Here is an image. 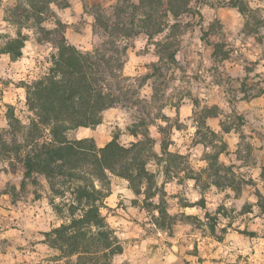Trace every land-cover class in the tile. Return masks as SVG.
Wrapping results in <instances>:
<instances>
[{
  "label": "rangeland",
  "instance_id": "obj_1",
  "mask_svg": "<svg viewBox=\"0 0 264 264\" xmlns=\"http://www.w3.org/2000/svg\"><path fill=\"white\" fill-rule=\"evenodd\" d=\"M29 3L0 0V132L10 128L13 117L19 125L11 130L15 136L6 138L26 140L31 121L38 120L28 103V84L49 72L62 35L73 45L70 39L80 34L89 47L73 46L83 52L110 49L108 55H116L112 48L119 50V60L106 78L120 94V102L111 108H123L127 115L122 120L118 114L109 116L111 138L105 145L114 139L127 147L149 142L143 157L147 171L131 180L120 168L115 173L107 170L102 179L91 174L79 181L56 177L53 187L43 174L25 175L24 150L0 158V264H12L13 257L22 264H264V118L247 117L252 126H241L244 122L236 119L235 111L240 99L260 95L264 75L258 74L260 83L249 81L245 73L242 79L234 63L245 56L242 63L251 68L246 64L255 52L250 37L257 42L264 38V0H189L190 12L166 18L170 24L178 22L169 48L177 50L174 62L161 61L167 51L158 46L169 29L148 40L146 32L132 38L111 35L116 6H126L125 0H55L38 22L18 15ZM234 4L246 24L243 37L217 16L218 8ZM207 5L215 14L207 15ZM132 13L129 9L123 22L141 26L142 12L134 24ZM100 14L107 20L106 30L97 21ZM227 18L233 21L230 13L223 16ZM22 38V56L15 57L7 51L9 43ZM188 103L196 111L193 120L184 123L177 111ZM215 108L223 113L224 127L242 130L244 143L233 163L217 159L225 150V135L214 136L204 121ZM39 126L42 140H50L51 126ZM76 129L67 132L69 139H78ZM178 132L186 133L185 143L174 141ZM84 170L90 173L91 167ZM85 183H94L102 192L98 201L80 200L71 188ZM92 203L99 207L102 221L95 224L93 219L80 229L85 236L94 234L99 247L91 244L84 254L69 255L54 245L50 233L82 218ZM99 231L108 237L102 238Z\"/></svg>",
  "mask_w": 264,
  "mask_h": 264
},
{
  "label": "trees",
  "instance_id": "obj_2",
  "mask_svg": "<svg viewBox=\"0 0 264 264\" xmlns=\"http://www.w3.org/2000/svg\"><path fill=\"white\" fill-rule=\"evenodd\" d=\"M125 1H127L126 6H116L115 15L118 18L114 29L111 30V35L132 38L141 32H146L149 38L153 39L156 34L169 29L171 32L166 40L160 41L158 46L161 52L167 51L166 58L162 57L161 61L165 59L174 62L177 50H169V48L172 45L170 39L175 36L178 22L170 24L166 18L170 15L177 18L181 14L190 12L189 0H140L138 4L131 0ZM29 2V8H21V12L17 11L18 15L38 22V19L49 10V5L55 0H29ZM234 7L237 5L234 4ZM129 9L133 11L130 15L132 24L137 19L138 12H142L144 18L141 19V26L134 24L127 27V24L123 22L124 15ZM100 15L97 16V21L106 30L108 29L107 20L102 14ZM23 40V38L12 40L7 51L15 53V57L22 56ZM115 46L114 42L110 47ZM216 46L215 53L218 52V45ZM108 51L110 49L83 52L69 44L66 37L62 35L58 43V54L54 55L53 66L49 72L43 78L28 84V103L38 120L31 121L26 140L18 143L16 138L14 141L6 138L9 134L15 136L13 133L15 131L11 130H16L19 125V122L12 117L10 128L0 132V158H7L11 154L24 150L25 175L28 177L33 173L43 174L53 187L56 177H67L68 181H79L84 180L87 174H91L102 179L106 177L107 170L115 173L117 168L124 170L122 175L130 180L135 177L134 174L139 177L145 176L147 170L143 157L147 150L146 144L149 142L137 141L127 147L114 139L104 147H98L93 138L71 140L67 137V132L72 129L100 124L103 111L120 102V94L108 85L106 78L107 70L113 68L114 62L117 63L119 60V53H117L119 50L112 48L116 55H108ZM122 64L123 62L115 66L120 69ZM154 65L156 68V64ZM119 78H122V75H119ZM39 123L51 126L52 138L50 140H42L43 135H39ZM229 128V126L224 127L225 130ZM212 134L217 135L215 132ZM135 135L137 136L136 133ZM149 141L151 142L152 139L149 138ZM88 167H91L90 173L84 170ZM71 188L80 200L86 199L88 203L98 201L102 197V192L95 189L94 183L92 185L77 184ZM88 205L90 207L82 218L74 219L71 224L55 228L50 233L54 235V245L66 249L69 255L74 251L84 254V249L90 247L91 244L95 248L99 247L96 244L99 239L94 234L89 237L85 236L80 229V224L86 225L93 219L96 220L95 224L102 221L99 207L94 203ZM98 234L102 238L108 237L104 231H99ZM99 258L100 256L97 260Z\"/></svg>",
  "mask_w": 264,
  "mask_h": 264
},
{
  "label": "crops",
  "instance_id": "obj_3",
  "mask_svg": "<svg viewBox=\"0 0 264 264\" xmlns=\"http://www.w3.org/2000/svg\"><path fill=\"white\" fill-rule=\"evenodd\" d=\"M207 7H208L207 8V11H208L207 15H212L213 13L215 14V12H214V11H216L215 8H212V7L210 8L208 5H207ZM222 10L225 12L223 13ZM228 13L233 15V21L232 20L229 21V19L227 18V20L229 21V22H227V20L223 19V16L225 14H228ZM242 15L243 14H241V12L239 13V11L237 10L236 7L218 8L217 9V16H218V19H220L221 23L222 24L224 23V25L228 29H231L232 31L237 32V34L239 33L238 35L239 36L241 35L243 37V36H245L243 29H244V26L246 28V24H244V22H243ZM143 35H145V34L143 33ZM256 35H257V33H256ZM147 37L148 38H146V39L148 40L149 36H147ZM250 40H251L250 44L254 46L255 52L252 53V55L247 56L248 59L246 60V62H247L246 64H248L249 67H251V68L250 69L245 68V65H244L245 62L242 63V60L246 59V58H245V56L244 57L240 56V57H237V60L234 62L236 65L235 70L241 71V73L239 74L238 77L243 79V73H245L244 75H250L249 81L253 80V81H257L256 83H260L261 81H259V80H261V79H260L258 74L264 75V38H263L262 42H257L255 36H251ZM70 43H72L73 45H76L79 48L89 47L87 39L85 40V37H83L80 34L76 35V38L74 37V39L71 38ZM3 55H6V54H3ZM261 86H263V90L260 91L259 96L253 97L249 100L240 99L237 102V104L235 106V108H236L235 111L237 112L236 119L241 123L244 122V125H241V126H246V124H250V126H252V124L249 123L248 120H246L247 117H251L250 119L253 120L254 115H263V118H264V82H261ZM258 87L260 88V86H258ZM241 94H244V92L242 91ZM227 106H229V105H227ZM215 109H216L215 113L210 114L206 117L205 123L216 134L225 135V140H224L225 144H226L225 150H223L221 153H219L217 159L220 161H224L225 164L226 163L229 164L231 162L233 163L232 160H236V158H237V154L235 153L236 150L241 146L240 144L244 143V139H243L244 137L242 134V130L237 129L234 126H229L230 128L228 130H225L224 126H223V122H224L223 113H221L220 111H217V109H219V108H215ZM229 109H231L230 112H232L231 106H229ZM124 111L125 110L123 108H110V109L105 110L103 113V115H104V122L103 123H101L97 127L83 126V127L77 128L75 130L76 137L78 139L93 138L95 140L96 144L98 145V147L105 146V144L111 138V129L108 126V123H111L112 121L109 120V118H111L109 116L118 114L120 119L122 120V118L126 117L125 115H127L126 111L125 112ZM195 111H196V106H194L193 104H189V103L183 104L179 107V109L177 111V117L180 119V121H183L184 123H189L191 120H193V117L195 115ZM254 128H256V127H254ZM184 136H186L185 132H183L181 134H179V132H178V134H176L174 136V139H175L174 141L176 143H185V141L187 140V137H184ZM134 138H136V137H134ZM256 139H258V138L255 137V140ZM199 145H200V142L197 143V146H199ZM181 153H183V152H181ZM194 155H196V154H193L192 158H195ZM195 160L199 161V158H196ZM224 162H221V163L224 164ZM245 166L247 168L250 167L248 163H246ZM241 168H243V165ZM119 189L120 188H118V191H119ZM123 254L124 253H122L121 256ZM12 261H13L12 264H22L19 262L18 259L14 258V257H13ZM125 264H129V263H125Z\"/></svg>",
  "mask_w": 264,
  "mask_h": 264
}]
</instances>
